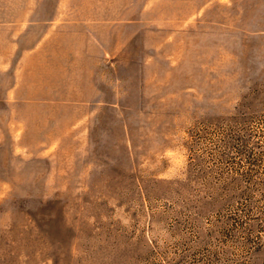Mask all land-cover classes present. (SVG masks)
<instances>
[{
	"label": "rangeland",
	"instance_id": "obj_1",
	"mask_svg": "<svg viewBox=\"0 0 264 264\" xmlns=\"http://www.w3.org/2000/svg\"><path fill=\"white\" fill-rule=\"evenodd\" d=\"M1 1L0 264H264V0Z\"/></svg>",
	"mask_w": 264,
	"mask_h": 264
},
{
	"label": "crops",
	"instance_id": "obj_2",
	"mask_svg": "<svg viewBox=\"0 0 264 264\" xmlns=\"http://www.w3.org/2000/svg\"><path fill=\"white\" fill-rule=\"evenodd\" d=\"M31 34L33 36L36 35V2L1 1L0 57L24 56L26 50L25 41ZM83 35L84 37L87 36V39L91 38L92 41L96 42L95 47H98V40L95 36ZM34 44H36V38L27 45V48L34 47ZM8 73V66L0 64V78L7 77ZM1 103L2 101L0 100Z\"/></svg>",
	"mask_w": 264,
	"mask_h": 264
},
{
	"label": "clouds",
	"instance_id": "obj_3",
	"mask_svg": "<svg viewBox=\"0 0 264 264\" xmlns=\"http://www.w3.org/2000/svg\"><path fill=\"white\" fill-rule=\"evenodd\" d=\"M174 163L179 166L181 163H182V158L180 157H177L175 160H174Z\"/></svg>",
	"mask_w": 264,
	"mask_h": 264
}]
</instances>
